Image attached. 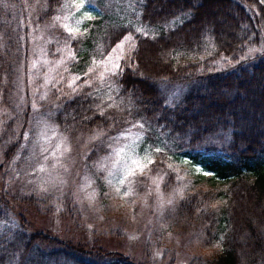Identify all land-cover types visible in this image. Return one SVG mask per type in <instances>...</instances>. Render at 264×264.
Instances as JSON below:
<instances>
[{"label": "trees", "instance_id": "obj_1", "mask_svg": "<svg viewBox=\"0 0 264 264\" xmlns=\"http://www.w3.org/2000/svg\"><path fill=\"white\" fill-rule=\"evenodd\" d=\"M63 1H33L38 21L49 26L48 51L77 44L87 47L85 57L94 46L105 55L128 34L134 45L120 60L121 74L109 78L111 96L106 97L104 87L78 79L57 101L54 122L73 139L89 143V163L106 151V137L129 125L139 123L148 137L171 143L175 157L192 159L222 182L221 188L192 181L183 187L168 155L157 152L151 163L152 172L161 176L162 194L172 195L177 225L197 244L189 264H264V53H251L264 34V2L140 0L138 21L144 31L111 20L106 11L100 15L98 6L91 10L96 24L90 35L72 37L53 22ZM13 2L0 0L1 105L9 104L26 56ZM214 5L224 8L236 27L229 22L220 34L217 27L225 17L209 16L208 7ZM205 51L209 56L199 60ZM216 61L238 65L216 70L211 66ZM162 82L192 87L177 104L167 105ZM244 199L256 206L241 208ZM27 223L0 193V264H139L99 244L29 232Z\"/></svg>", "mask_w": 264, "mask_h": 264}, {"label": "rangeland", "instance_id": "obj_2", "mask_svg": "<svg viewBox=\"0 0 264 264\" xmlns=\"http://www.w3.org/2000/svg\"><path fill=\"white\" fill-rule=\"evenodd\" d=\"M33 1L22 0L21 5L15 0L12 4L26 37V56L9 104H0V193L23 213L29 232L99 244L121 251L139 264H189L198 251L197 244L177 225L171 212L172 195L162 194L161 176L152 172L151 163L157 152L168 155L183 187L192 181L206 188H221L222 182L192 159L175 157L170 153L171 143L168 146L165 139L148 137L139 123L106 137V151L97 162L89 163L85 159L89 143L73 139L54 122L57 101L78 79L81 84L104 87L106 97L111 96L113 66L133 47L134 39L132 34L126 35L128 39L120 40L105 55L94 46L85 57L83 48L87 47L77 48V44L50 52L49 26L38 21ZM139 1L98 0V5L94 0H64L53 22L72 37L89 36L96 24L91 10L100 6V15L106 11L111 20L144 31L138 21ZM208 10L210 17H225L217 27L220 34L229 22L236 27L221 6ZM262 38L264 34L251 53H264ZM121 41L122 47H117ZM208 56L205 51L198 59ZM237 65L231 61L211 63L216 70H231ZM191 87L188 82L159 83L167 105L177 104ZM252 201L244 199L241 208L255 207Z\"/></svg>", "mask_w": 264, "mask_h": 264}, {"label": "snow or ice", "instance_id": "obj_3", "mask_svg": "<svg viewBox=\"0 0 264 264\" xmlns=\"http://www.w3.org/2000/svg\"><path fill=\"white\" fill-rule=\"evenodd\" d=\"M124 39L125 40L128 39V36H125ZM122 44H123V41H121V44L120 45H117V47H122ZM113 67H114V71L111 73L112 75H119V74H121L122 68H121V66H120V64H119L118 61L115 63V65ZM205 175H208V173H205ZM2 226L3 225L0 224V227H2Z\"/></svg>", "mask_w": 264, "mask_h": 264}]
</instances>
